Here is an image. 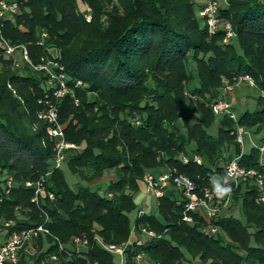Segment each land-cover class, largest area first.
Returning <instances> with one entry per match:
<instances>
[{"label": "trees", "instance_id": "obj_1", "mask_svg": "<svg viewBox=\"0 0 264 264\" xmlns=\"http://www.w3.org/2000/svg\"><path fill=\"white\" fill-rule=\"evenodd\" d=\"M6 1L18 9L3 38L25 46L30 62L18 48L7 55L0 40V247L14 232L47 231L5 264H119L111 245L125 246L121 264H264V0H227L214 34L200 15L203 0ZM225 23L233 30L226 41ZM42 58L63 65L71 85L82 82L58 100L65 140L74 144L63 162L78 179L73 188L38 118L49 91L33 67ZM242 75L263 92L256 109L236 119L216 114L213 103L224 99L235 113L234 87L225 88ZM233 160L256 175L230 180ZM169 169L199 194L209 189L217 213L201 208L183 220L186 199L170 179L156 211L139 215L145 175Z\"/></svg>", "mask_w": 264, "mask_h": 264}, {"label": "built area", "instance_id": "obj_2", "mask_svg": "<svg viewBox=\"0 0 264 264\" xmlns=\"http://www.w3.org/2000/svg\"><path fill=\"white\" fill-rule=\"evenodd\" d=\"M227 0H203V7L200 11V15L205 19L208 32L210 34H214L219 26L221 25V18L219 16L220 9L226 4ZM18 9V3L15 1L8 2L6 0H0V40L5 48V53L7 55L15 54L17 48L20 51L21 57L30 62V57L28 50L25 46H13L10 45L2 35V28L4 26V22L10 16V14H14ZM224 28L226 30V38L229 39L233 36V30L231 28L230 23H225ZM46 33L42 34V37H45ZM41 44V42H39ZM33 67L37 70H42L47 77V84L49 86V91L44 97L39 98V103L42 106L41 110L38 113V117L40 120L46 122L47 124V134L48 136L54 140V164L56 167H60L66 157L65 151L71 147H74V144L69 143L65 140L64 128L59 122V112H58V100L64 97L67 94H73V85L75 87H79L82 85L80 80H76L73 85H71V79L68 74L64 70V66L60 63L51 60L49 58H42V61L33 65ZM234 79L239 82H246L249 85H253V80L248 75H242L235 77ZM233 87L231 85L225 88V91H231ZM190 97L195 99L194 95L189 94ZM78 99L75 98L74 102L77 104ZM212 109L216 114H226L233 119H236V114L231 110L230 104L225 100H219L212 105ZM247 133L243 130V128L238 127L237 130V141L241 144L244 143L245 135ZM260 151L264 152V145L259 147ZM197 163H200L201 160L199 157H195ZM183 161L187 162L188 159L183 157ZM227 178L232 181H238L240 178H245L248 175H256L255 171H246L244 168H241L236 160L231 161L226 166ZM172 179L175 185L178 187L180 192L184 195L186 201L184 204V212H183V220L191 222L192 217L190 215L191 212L197 211L198 209H206L210 216H213L217 213L218 208L211 205V202L214 200L213 193L209 191V189L202 190V194L197 192V188L195 183L186 175L177 172L176 169H169L168 172L161 174L157 179H154L152 175L146 174L144 177V186L145 188L156 192L155 197H160L163 193L162 189L168 185L169 180ZM257 181L259 184H262V178L258 175ZM7 188L13 186V179L11 176L7 178L6 181ZM32 184L30 182H26L25 186L30 187ZM45 190L44 179L37 182L35 186V196L33 197V201L37 202L38 195L43 194ZM48 197L50 199H54V195L51 192H48ZM264 200V198H261ZM221 203V201H217ZM145 212L141 210L139 215L144 214ZM11 224V222L7 223ZM147 236L154 237L155 233L152 231H147L146 229H142ZM210 232L214 233L216 228L214 226L210 227ZM47 230L42 227H34L26 230H22L21 232H14L11 234L8 241L0 247V264H5L6 262H17L18 253L20 249L23 247L24 243L27 242L28 239L36 237L39 232H46ZM76 242L78 240H75ZM137 244L143 243L142 239H138L136 241ZM107 249L120 257H123L125 246H108ZM141 254L137 255V259L141 258ZM121 264V263H120Z\"/></svg>", "mask_w": 264, "mask_h": 264}, {"label": "rangeland", "instance_id": "obj_3", "mask_svg": "<svg viewBox=\"0 0 264 264\" xmlns=\"http://www.w3.org/2000/svg\"><path fill=\"white\" fill-rule=\"evenodd\" d=\"M229 86V85H228ZM234 87L233 92H231L230 100L233 102V110L235 111V114L239 115L243 113L245 110L253 111L256 109L255 105V98L262 95L263 92L256 88L253 85H248L246 82H239L237 81V84L231 85ZM39 118V117H38ZM244 147H247V143L244 144ZM64 166V164H62ZM64 172L66 175V179L69 183V185L73 188L76 185L77 177L73 176L64 166ZM92 185L98 184V182L91 183ZM103 184V183H102ZM142 192L137 196V202H141L143 205V211L147 212L150 209L152 211H156L157 206V198L154 194H156V190L153 191V194L151 190L142 187ZM134 216V215H133ZM132 216V217H133ZM122 257L115 255V261L120 262Z\"/></svg>", "mask_w": 264, "mask_h": 264}, {"label": "bare ground", "instance_id": "obj_4", "mask_svg": "<svg viewBox=\"0 0 264 264\" xmlns=\"http://www.w3.org/2000/svg\"><path fill=\"white\" fill-rule=\"evenodd\" d=\"M254 84V83H253ZM223 93V92H222ZM227 95V94H226ZM225 100V99H224ZM156 177V176H155ZM145 187V186H144ZM164 190V189H163ZM153 194V193H152Z\"/></svg>", "mask_w": 264, "mask_h": 264}, {"label": "clouds", "instance_id": "obj_5", "mask_svg": "<svg viewBox=\"0 0 264 264\" xmlns=\"http://www.w3.org/2000/svg\"><path fill=\"white\" fill-rule=\"evenodd\" d=\"M225 191H227V190H225ZM221 194H223V193H221Z\"/></svg>", "mask_w": 264, "mask_h": 264}, {"label": "crops", "instance_id": "obj_6", "mask_svg": "<svg viewBox=\"0 0 264 264\" xmlns=\"http://www.w3.org/2000/svg\"><path fill=\"white\" fill-rule=\"evenodd\" d=\"M231 96V95H230Z\"/></svg>", "mask_w": 264, "mask_h": 264}]
</instances>
